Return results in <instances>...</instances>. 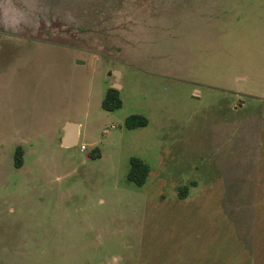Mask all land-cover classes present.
<instances>
[{
	"label": "rangeland",
	"instance_id": "rangeland-1",
	"mask_svg": "<svg viewBox=\"0 0 264 264\" xmlns=\"http://www.w3.org/2000/svg\"><path fill=\"white\" fill-rule=\"evenodd\" d=\"M0 264H264V0H0Z\"/></svg>",
	"mask_w": 264,
	"mask_h": 264
},
{
	"label": "trees",
	"instance_id": "trees-1",
	"mask_svg": "<svg viewBox=\"0 0 264 264\" xmlns=\"http://www.w3.org/2000/svg\"><path fill=\"white\" fill-rule=\"evenodd\" d=\"M120 107L121 100L119 98V91L115 88H109L102 101V108L108 111H113ZM147 123V119L140 115H131L125 119V127L128 129L145 127ZM94 151H96L97 155L93 152L89 154V157L92 159L100 156L98 150ZM13 158L14 167L16 169L21 168L23 165V150L21 147H16ZM129 163L130 169L127 173V179L138 187L143 186L150 172L149 166L142 159L137 157H131ZM182 192L184 194H180V196L184 197L186 193L184 191Z\"/></svg>",
	"mask_w": 264,
	"mask_h": 264
},
{
	"label": "water",
	"instance_id": "water-1",
	"mask_svg": "<svg viewBox=\"0 0 264 264\" xmlns=\"http://www.w3.org/2000/svg\"><path fill=\"white\" fill-rule=\"evenodd\" d=\"M80 63V62H78ZM118 71L114 72V76H118ZM113 88L118 89L119 87L113 85ZM79 141V126L74 123H66L64 126V135L61 139V145L64 148H72L78 144Z\"/></svg>",
	"mask_w": 264,
	"mask_h": 264
},
{
	"label": "crops",
	"instance_id": "crops-1",
	"mask_svg": "<svg viewBox=\"0 0 264 264\" xmlns=\"http://www.w3.org/2000/svg\"><path fill=\"white\" fill-rule=\"evenodd\" d=\"M112 85H114V84H112ZM119 87H120V85H119ZM65 124V122L63 123V125ZM21 147L22 146V144L21 145H17V147ZM22 148V147H21ZM23 150V149H22ZM23 157H24V150H23ZM23 163H24V161H23ZM23 166V165H22Z\"/></svg>",
	"mask_w": 264,
	"mask_h": 264
},
{
	"label": "built area",
	"instance_id": "built-area-1",
	"mask_svg": "<svg viewBox=\"0 0 264 264\" xmlns=\"http://www.w3.org/2000/svg\"><path fill=\"white\" fill-rule=\"evenodd\" d=\"M80 149H81V151H84L85 150V146L82 145Z\"/></svg>",
	"mask_w": 264,
	"mask_h": 264
}]
</instances>
